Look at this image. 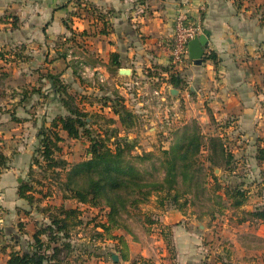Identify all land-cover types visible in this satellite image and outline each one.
I'll use <instances>...</instances> for the list:
<instances>
[{
    "label": "crops",
    "instance_id": "1",
    "mask_svg": "<svg viewBox=\"0 0 264 264\" xmlns=\"http://www.w3.org/2000/svg\"><path fill=\"white\" fill-rule=\"evenodd\" d=\"M180 9L200 21L208 37L201 65L190 60L172 66L169 48L158 45L172 38ZM211 54L216 60L210 58ZM16 55L20 58L14 59ZM16 63L20 68L13 67ZM0 66V85L13 81L22 85L0 91L7 99L20 98L16 103L9 100L4 110L17 113L21 109L25 114L20 119L17 114L0 119V145L10 134L7 143L21 148L14 156L0 148L8 157L0 178V218L7 224L10 208L24 210L26 222L34 213L28 201L18 195L19 186H13V178L20 183L18 174L23 169L36 175L32 172L36 168L33 147L40 144L41 130L34 141L27 134L29 129L40 127L41 115L53 114L55 106L58 108L54 101H48L50 105L44 102L53 94L59 97L54 80L67 86L68 92L72 86L83 89L86 82L91 112L105 93L99 91L100 82L108 93L119 89L127 108L143 115V129L150 124L157 133L163 127L162 119L172 117L181 124L200 115L205 124L210 123V117L220 125L226 123L225 128L239 132L251 150L258 144L264 147V0H0ZM3 66L6 68L1 71ZM85 71L88 80L81 79ZM2 72L8 73L3 76ZM174 74L179 76L177 86L172 83ZM136 85L146 89V109L141 108L144 102L131 99V89ZM172 89H178L179 94L171 95ZM156 92L168 101L165 113L160 111ZM77 94L78 98L82 96ZM37 95L40 102L33 107L29 101ZM59 108L64 110L62 115L68 114L64 106ZM105 108L118 119L110 103ZM29 111L36 112L35 119L30 118ZM139 128L134 129L146 138L142 126ZM26 144L28 147L22 150ZM183 222L160 219L156 237L145 238L147 245L120 230L118 238L101 242L97 264H264V247L249 243L250 239L235 254L214 256L202 237L184 228ZM164 228L171 230V237L162 236ZM9 251L1 248L0 264H7ZM113 254L118 255V262L113 261ZM137 255L147 259L136 260Z\"/></svg>",
    "mask_w": 264,
    "mask_h": 264
},
{
    "label": "rangeland",
    "instance_id": "2",
    "mask_svg": "<svg viewBox=\"0 0 264 264\" xmlns=\"http://www.w3.org/2000/svg\"><path fill=\"white\" fill-rule=\"evenodd\" d=\"M17 58H20L19 55L14 56V59ZM13 67L20 68L17 63L14 64ZM4 68L6 67L3 66L1 71H4ZM8 70L10 71V69ZM4 73L7 74L8 72H2L3 76ZM87 74V71H85V74L83 73V75L81 73V79L88 80ZM19 75L21 76L23 73L20 72ZM20 83V81H13L12 83L9 82V84L4 82L0 85V87H2L0 91L5 88L14 89L16 85H21ZM46 85L48 86V83ZM82 87L83 89H80V87L75 89L72 86V88L69 89V92L71 95L77 93L87 95L85 93H88V90L85 89L88 88V84L84 82ZM101 87H105L104 90H100ZM109 87L111 89L112 86ZM137 89L141 90L143 94ZM131 90L134 93L131 99H135V101L139 103L144 102L145 104H142L141 108L146 109L149 104H146L148 96L144 94L146 89L143 90V85H136ZM99 91H105V93L101 94L100 98L97 99L98 103L95 104L92 112L88 111V99L81 103V106L85 109V111H87L89 118H91L88 122H93L89 124L88 127L94 133L93 136L95 137L100 138L101 136V138H107L106 133L108 132L111 134L107 144L112 148H114L113 143L116 140V136L122 138L126 137L128 140L133 142L135 148L131 154L133 156L147 155L148 157L146 161L138 163L142 169H145L148 172H153V164L159 167L161 151L171 148L178 136L177 133L181 132L180 129H182L185 124L195 122L199 125L204 135H220L223 137L227 148L234 155L235 172L232 173L227 169L211 168L210 164L207 162L208 151L204 149L198 157L200 163L204 167L203 175L205 176L204 181L207 190L204 196H186L185 198L188 199L189 205L186 206L183 211L177 210L174 205L169 203L164 206H160L157 204V198L152 196L149 202L140 205L139 208H131L126 212H123L122 226L117 229H112L111 232L106 233L98 227V225L107 221L108 210L105 207H91L90 205L77 203L75 200H65L59 192L57 182L55 181L56 179L55 177H52L51 171L43 174L42 172H37L38 167H36L35 170L37 175L33 176L32 173L28 172V169H23L18 174L21 178V182L19 183L13 178V186L17 187L25 181L35 183L34 185L37 189L35 197L37 201L33 205H30V209H32L34 213L30 217L29 222H26V220H23L24 210L20 211V207L17 208V212L13 208L8 209L11 214H9L10 218L8 224L5 223L3 219V227L0 236V250L1 248L10 249L14 246L15 249H19V246L16 245V237H18L20 241H32V234L35 230L45 224H49V219L45 218V214H42L40 210L54 205L60 206L62 204L68 208H77L80 211L79 219L81 223L72 230L70 236L73 251L68 254L69 264H97V260L101 255L96 254L102 251V246L100 245L101 242H104L105 238H118L120 230H122L121 232L124 235L134 237L136 242L147 245V241H144L145 238L156 237V229L157 227L159 228L160 219L165 217H167L170 222H173V224H181L184 221V228L187 230L189 229L190 231H195L197 237H202L203 243L206 244L205 246L209 249V251L213 252L214 256L223 253H229L230 255L232 252L235 254L238 250L243 248V245H245L249 239V243H253L259 248L264 247V223L258 220L247 222L240 221L242 218L246 217V212L254 211L257 208H264V147L258 144L256 147H253V150H251L252 147H250V145L242 139L239 132L237 133L236 130H231L228 127L225 128L226 123L220 125L218 121H216L213 117H210V123L208 124L206 122L205 124L200 115L191 116L187 119L188 122L184 123V121H182L181 124L180 120L176 121L172 117L165 118V120L161 118L163 123L160 122V125H163V127L160 132L156 133L154 126L150 124L143 129L144 124H146L145 120L142 118L143 115L135 113L138 117L136 127L140 129L139 127L142 126V132L147 134L146 138L145 136L142 137L140 131H138V129H134L136 127L127 129L120 126L118 119L107 113L108 109L105 108V106H107L106 100L114 95H120L119 89L111 90L108 93L106 86H102V82H100ZM139 93L144 96H139ZM120 96L123 97L122 95ZM39 97L37 95L31 98L29 104L33 107L37 106L36 103L40 102ZM143 97H145V99ZM19 99V97H16V100L10 99V97L7 99L6 96L0 94V103H2V105H0V119L5 120L11 116H15L16 114V118L18 119L25 116L21 109H19L17 113L6 111L8 109L7 105L9 104V100H14L16 103ZM158 99L160 111L167 112V99H161L160 97ZM48 101H54L55 104H58V108L55 106L53 114L40 116V119L42 120L40 127L33 128L31 130L29 129L27 137L28 139H33L32 141H34L41 127L51 123L50 121L53 117L55 119L64 113V110L59 108L63 105L58 96L53 94L49 96V98H46L44 102L46 103ZM48 103L49 105L51 104L50 102ZM30 110L32 109L30 108ZM34 110L35 109L32 111ZM164 113H162V115H165ZM28 115H30V118L33 120L35 119L34 116L36 115V112L31 113L29 111ZM111 121H113V123ZM32 123L35 124L36 120ZM222 127H224V129ZM61 133L64 137V141L60 144L61 150L56 153L58 158L65 159L70 165H76L86 161L90 157V154L88 153L90 142L87 135L78 140H74L69 138L67 133ZM136 133L139 137H136ZM3 135H5V133ZM9 137L10 134L2 139L3 143L0 145V148L4 151H10V155L14 156L20 152L21 148L20 146H12L8 144L5 139ZM14 137L17 136L14 134ZM27 147V144L23 145L22 150ZM38 147L39 145L34 146L33 148L36 150ZM212 169L214 174L219 177V184L222 187L216 193L215 190L217 189L218 184H216L212 178ZM228 185L232 187L240 185L246 191L247 202L241 209H234L231 207V201L229 199H220L218 197L219 194H224L225 188ZM250 191L252 192L248 195L247 192ZM185 198L181 201H184ZM43 218L46 219V221H44ZM170 231L171 230L166 231L164 228L160 231V233L163 237H171L172 235ZM136 257V260L139 261L140 259H147L139 255Z\"/></svg>",
    "mask_w": 264,
    "mask_h": 264
},
{
    "label": "trees",
    "instance_id": "3",
    "mask_svg": "<svg viewBox=\"0 0 264 264\" xmlns=\"http://www.w3.org/2000/svg\"><path fill=\"white\" fill-rule=\"evenodd\" d=\"M112 57L116 58L117 55ZM210 58L216 60L217 57L211 54ZM178 81V74H174L172 83L177 86ZM53 87L68 114L58 116L52 120L49 127L40 129V144L34 152L33 165L38 167L37 172L45 174L51 171L63 199L75 200L91 207H105L108 210L107 221L98 227L106 233L122 226L123 212L139 208L149 202L152 196L157 198L158 205L169 203L179 211L189 205L186 196H204L207 191L204 167L198 159L204 149L208 151L207 162L211 168L235 172L234 155L227 148L223 137L204 135L195 122L185 124L180 129L181 132L177 133L171 148L161 151L159 167L153 164V172H148L138 165L148 159L147 155L133 156L131 153L135 145L126 137L116 136L112 148L107 144L111 137L108 132L107 138L93 136L94 133L88 127L93 122H88L89 114L80 107V104L88 99V95H82L80 98L78 94L71 95L67 86L55 80ZM106 102L111 103L112 111L123 127L130 129L137 126L138 117L127 108L123 97L117 94L107 98ZM61 132L67 133L68 137L74 140L87 135L90 157L76 165H70L65 159L58 158L56 153L61 150L60 144L64 141ZM7 166L8 157L0 151V178L2 170ZM32 172L36 173L35 168L34 171L32 168ZM212 178L218 184L216 193L222 187L213 169ZM34 184L25 181L18 188L20 198L28 201L30 205L37 201V189ZM245 192L240 185H228L223 195L217 194L220 199H229L230 206L234 209H241L247 202ZM183 198L184 201H181ZM40 212L49 219V224L37 228L30 242L20 241L16 237L19 249H15V246L10 248L7 264H69L68 254L73 251L71 232L81 223L79 209L68 208L62 204L44 208ZM245 216L241 222H264V208L246 212Z\"/></svg>",
    "mask_w": 264,
    "mask_h": 264
},
{
    "label": "built area",
    "instance_id": "4",
    "mask_svg": "<svg viewBox=\"0 0 264 264\" xmlns=\"http://www.w3.org/2000/svg\"><path fill=\"white\" fill-rule=\"evenodd\" d=\"M204 34V29L200 21L190 17L188 12L180 9L175 18L174 33L170 41H159V47H167L170 51V61L172 66H181L190 61L188 53V43L194 38ZM160 96L161 93L156 92ZM161 99L162 98L160 96ZM3 227V220L0 218V236Z\"/></svg>",
    "mask_w": 264,
    "mask_h": 264
},
{
    "label": "water",
    "instance_id": "5",
    "mask_svg": "<svg viewBox=\"0 0 264 264\" xmlns=\"http://www.w3.org/2000/svg\"><path fill=\"white\" fill-rule=\"evenodd\" d=\"M208 45V37L202 34L188 43L189 58L196 65H201L205 56L206 47ZM121 73H128L127 70H122ZM171 95L177 96L179 94L178 89H172ZM118 255L113 254V261L118 262Z\"/></svg>",
    "mask_w": 264,
    "mask_h": 264
}]
</instances>
